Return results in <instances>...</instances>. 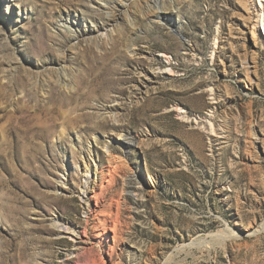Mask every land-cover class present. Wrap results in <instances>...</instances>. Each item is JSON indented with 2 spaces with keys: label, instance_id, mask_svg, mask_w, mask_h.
<instances>
[{
  "label": "rangeland",
  "instance_id": "374dc122",
  "mask_svg": "<svg viewBox=\"0 0 264 264\" xmlns=\"http://www.w3.org/2000/svg\"><path fill=\"white\" fill-rule=\"evenodd\" d=\"M263 18L264 0H0V264H264ZM107 143L122 241L97 207ZM53 218L88 220L84 244Z\"/></svg>",
  "mask_w": 264,
  "mask_h": 264
},
{
  "label": "bare ground",
  "instance_id": "6f19581e",
  "mask_svg": "<svg viewBox=\"0 0 264 264\" xmlns=\"http://www.w3.org/2000/svg\"><path fill=\"white\" fill-rule=\"evenodd\" d=\"M106 5H110L108 2H105ZM123 13V21L125 22H128V24H133V21H132V18L131 16L129 15V10L128 9H124L122 11ZM120 20L116 23H119ZM263 22H264V18H263ZM264 25V23H263ZM157 59H151V58H148L151 60V65L149 66V68L147 70H144L142 73L152 79L153 77H157L163 73H167V74H170L171 72V69L168 68L169 64H170V57H168L166 54H159L158 57H156ZM158 62L160 64H165L164 67H166L165 70L163 69H160V68H155V63ZM107 111H111L113 110L112 107L106 109ZM129 141V143H131V140H129L128 138H126V142ZM104 148L107 150V152L109 153V156L111 157V159L114 161V165L112 167H110L108 170H109V180H108V185L106 186L107 187V192H103L102 195L100 196L102 199H98L97 200V207L98 208H101L103 207L105 209L104 213H105V216H104V220L102 222V226L104 228V230L106 229L107 226H112L111 228V231L113 232L114 236V240H119V241H122L124 239V229H123V205L126 204V199L124 198V195H122L121 193L118 194L117 196L119 197L118 200L115 201H112L111 200V203L109 204H106L107 201H105L107 197H109L108 195L111 193V189L113 188V185L116 183V180H117V176L121 175V164L120 162H122V157L120 156L121 154L118 153L117 154H114L111 152V148L108 146V143L107 145L104 146ZM115 152V150H113ZM81 157V156H80ZM92 158V157H91ZM123 168V167H122ZM95 170L97 171L98 168L97 166L95 165ZM125 171V170H124ZM103 173V172H102ZM122 175H123V172H122ZM83 183H82V189H81V199L83 200V202L86 204L87 206V213H90L92 210L90 209V198L88 197V194L91 192L90 190H92V192H95V186L97 185V179H93L92 176H91V172H90V169H87L85 170V176H83ZM103 179V178H102ZM106 180V181H107ZM101 185V184H100ZM102 185H103V182H102ZM104 186V185H103ZM129 189V190H126ZM124 189V193H130L132 192V190L134 191V188L133 187H126ZM133 188V189H132ZM131 189V190H130ZM59 191V190H58ZM57 191V193H58ZM129 191V192H128ZM117 192V191H116ZM111 195V194H110ZM99 197V198H100ZM112 197H110L111 199ZM116 198V196H115ZM105 202V203H104ZM114 209H115V212H114ZM99 210V209H98ZM52 222V225L54 228L56 229H63L64 231H68V232H71L73 237H75V239H78L77 241H79L82 245L84 244V238L82 236H86L87 235V229H88V225H89V221L87 220L86 221V225H85V228H84V231H80L78 227H71V226H66L64 225L63 223L60 222L59 219L57 218H53L51 220ZM227 232V231H225ZM228 233V232H227ZM62 233L58 234L61 235ZM226 234V233H225ZM224 235V234H223ZM228 235V234H227ZM236 235V234H235ZM235 235L233 234L232 237H235ZM230 237V236H229ZM234 239V238H232ZM106 240V237L105 236H100L99 239L97 240V244H98V247H104L103 246V243L104 241ZM227 240V239H226ZM86 241V240H85ZM115 247H113L112 249L114 250ZM83 250L80 251V253L76 254V259L78 260V263H80V261H82V259L84 258L87 262V264H106L105 260L100 258L98 255L95 254V250H92V249H86L84 250V248H82ZM90 250V251H89ZM121 253L119 254V257H123V254L124 252L123 249L120 250Z\"/></svg>",
  "mask_w": 264,
  "mask_h": 264
}]
</instances>
